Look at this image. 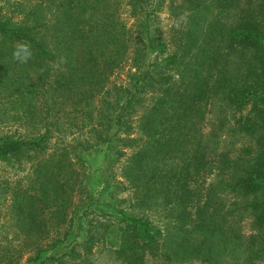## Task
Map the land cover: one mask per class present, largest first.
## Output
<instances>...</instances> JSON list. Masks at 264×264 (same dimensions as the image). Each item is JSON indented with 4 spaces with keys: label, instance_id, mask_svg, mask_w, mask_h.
Wrapping results in <instances>:
<instances>
[{
    "label": "trees",
    "instance_id": "trees-1",
    "mask_svg": "<svg viewBox=\"0 0 264 264\" xmlns=\"http://www.w3.org/2000/svg\"><path fill=\"white\" fill-rule=\"evenodd\" d=\"M34 1L0 6V264H264V0ZM207 8L203 43L163 42L159 14ZM218 96L253 140L234 158Z\"/></svg>",
    "mask_w": 264,
    "mask_h": 264
},
{
    "label": "rangeland",
    "instance_id": "rangeland-1",
    "mask_svg": "<svg viewBox=\"0 0 264 264\" xmlns=\"http://www.w3.org/2000/svg\"><path fill=\"white\" fill-rule=\"evenodd\" d=\"M8 3L9 5L12 4H17V10H22L30 7L35 3L34 0H0V6L5 5ZM182 0H175V7L176 5H181ZM175 12H178V10H175ZM180 15L181 10H179ZM217 13V10H214L213 8H207L201 11L200 13H188L191 15L190 19L184 20L183 17L180 19H173L172 21L169 19V17L166 14V11L163 13L159 14L157 16V20L159 23V29L162 33V39L163 42L166 40L168 35L171 34L172 27L175 25H179L180 22H184V24L181 26L183 29H189V32L191 33V38L194 40V42L197 40V44L203 43L204 38H203V32L200 28L201 25H205L207 22L211 21V16H214ZM232 14V12H230ZM186 14V16L188 15ZM183 16V15H182ZM188 17V16H187ZM227 15L222 12L216 19L217 20H222L225 22L227 20ZM226 23V22H225ZM203 29V30H204ZM168 30H170L168 32ZM161 39V38H160ZM173 48V47H172ZM243 52L236 53L231 58V63L228 65V75H229V82L239 84L237 74L239 70H241L244 66V60L247 58L245 53L242 55ZM160 59L162 60L164 57V54L159 55ZM186 61L189 63L190 59L188 58L187 60L182 61L181 65L175 70H173V73H179L180 70L183 67V64H186ZM222 99L218 96L215 97L211 105L209 107V114H207V119H209L211 123V130L213 131L212 136L210 134L208 135V139L211 141L209 144V148L212 152H217V153H225L231 158H234L235 156L238 155L239 150L241 148L245 147H252L253 145V140H251L250 137L241 135L239 133H235L231 130L230 127V113L227 108L224 107ZM10 131H13L12 129ZM209 133V129L205 127L204 133ZM120 167L118 168V172ZM15 172V168L8 167L5 164L0 163V182L3 180H10L13 179V175ZM120 180V179H119ZM121 181V180H120ZM126 192L122 191L119 196H118V206L123 207V206H128L126 200H125ZM5 196L0 197V211L2 202H4ZM1 212H0V217H1ZM252 233H250L247 224H242V230L240 232L241 236V245L244 246L246 245V240L248 236H250ZM244 254L242 251H240L239 258H243ZM71 264V263H67Z\"/></svg>",
    "mask_w": 264,
    "mask_h": 264
}]
</instances>
